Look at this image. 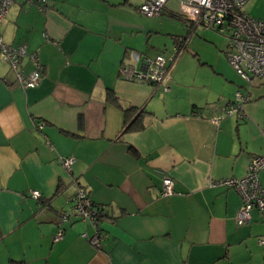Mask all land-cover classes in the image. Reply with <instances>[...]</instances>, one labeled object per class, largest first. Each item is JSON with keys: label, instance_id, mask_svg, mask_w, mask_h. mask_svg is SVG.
<instances>
[{"label": "crops", "instance_id": "obj_1", "mask_svg": "<svg viewBox=\"0 0 264 264\" xmlns=\"http://www.w3.org/2000/svg\"><path fill=\"white\" fill-rule=\"evenodd\" d=\"M141 2L45 0L41 10L13 0L0 20L3 41L37 50L42 65L39 83L22 87L0 58V264H264V212L237 224L238 193L211 184L243 176L264 155V75L247 83L228 46L193 38L197 25L169 90L124 78L122 66L139 65L134 53L170 52L159 36L172 47L189 31L176 0L161 14L182 28L146 21ZM32 68L24 55L19 69ZM237 90L249 96L243 116L222 115ZM129 107L143 112L141 127H125ZM68 156L69 170L60 162ZM78 185L102 207L97 226L72 214ZM97 232L100 245L89 240Z\"/></svg>", "mask_w": 264, "mask_h": 264}, {"label": "built area", "instance_id": "obj_2", "mask_svg": "<svg viewBox=\"0 0 264 264\" xmlns=\"http://www.w3.org/2000/svg\"><path fill=\"white\" fill-rule=\"evenodd\" d=\"M13 0H0V20L5 16L9 5ZM36 4L41 10L45 9V0H28ZM168 0H143L138 10L146 16L161 14ZM180 15L190 23L188 33L173 37L170 52L158 53L154 56L134 53V59L139 62L138 67L124 65L121 73L124 78L138 79L143 82L161 87L164 91L169 90L170 71L179 54L186 46L190 34L197 25L216 30L224 34L228 40L226 52L229 64L249 84L255 77L264 75V18H256L241 10L247 0H176ZM27 55L33 64V68L23 73L19 69L20 59ZM0 58L9 63L16 71V83L22 87H34L41 79V62L38 51L27 52L25 44L16 46L3 41L0 36ZM248 93L240 90L235 92V100L223 107L222 115L235 113L238 117L243 116L242 104L248 100ZM221 115L213 116L214 124L220 122ZM42 125V122L40 123ZM61 164L70 169L73 157H61ZM264 169V155L253 156L247 166L246 173L241 177H230L213 180L211 184H223L233 188L239 195L241 204L235 214L237 224L250 221L251 211L256 208L264 212V183L259 178V172ZM174 193L173 179L164 176L161 183L162 196ZM30 195L40 200L41 193L37 189L30 191ZM72 214L83 219H89L97 226V221L102 215L95 205L92 204L84 187L78 185L76 192L71 197ZM69 214L61 211L60 222L66 220ZM63 234V228H59L54 240ZM101 236L97 232L89 240L95 245H100ZM259 244H264V235L259 236Z\"/></svg>", "mask_w": 264, "mask_h": 264}, {"label": "rangeland", "instance_id": "obj_3", "mask_svg": "<svg viewBox=\"0 0 264 264\" xmlns=\"http://www.w3.org/2000/svg\"><path fill=\"white\" fill-rule=\"evenodd\" d=\"M142 0H138V3L141 2ZM241 10L244 13H247L251 16H254L256 18H264V0H247L243 6L241 7ZM141 16H143V18L146 19V21L151 22V21H155L156 25H159L162 29H164L166 27V25H169L170 22H173L177 25H179L182 28V25L179 21H176L174 19H170L169 17L159 14L156 16H144L141 14ZM179 27V28H180ZM197 35H199L200 37H204L207 40H211L213 42H216V44L219 47H222L224 49L227 48L229 40L228 38L222 34L219 33L217 31H214L213 29H209V28H205L202 25H198L196 28L195 33L193 34V38L195 37L196 39H198ZM167 35H163L162 37L159 36V38H164L163 42H162V47L164 46V43H167L166 48L171 50V44L170 42H168L170 39L166 38ZM261 177H262V182H264V170H262L261 172Z\"/></svg>", "mask_w": 264, "mask_h": 264}, {"label": "trees", "instance_id": "obj_4", "mask_svg": "<svg viewBox=\"0 0 264 264\" xmlns=\"http://www.w3.org/2000/svg\"><path fill=\"white\" fill-rule=\"evenodd\" d=\"M171 15H175V14H171ZM175 16L176 17H179L178 15H175ZM182 17H184V16H182ZM214 31H216V30H214ZM142 115H143V112L137 110L136 108H133V107L127 108L126 111H125V125H126L125 127L126 128H132L133 126H135V127H141L142 126V123H141ZM92 204H93V202H92ZM93 205H95V204H93ZM96 207L100 211H102V207H100V206H96ZM12 264H19V262L18 261H13Z\"/></svg>", "mask_w": 264, "mask_h": 264}]
</instances>
